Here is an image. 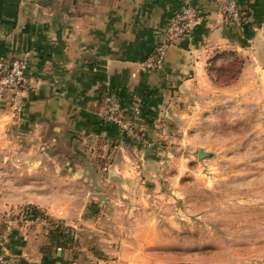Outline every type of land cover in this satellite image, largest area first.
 Listing matches in <instances>:
<instances>
[{"label": "crops", "instance_id": "crops-1", "mask_svg": "<svg viewBox=\"0 0 264 264\" xmlns=\"http://www.w3.org/2000/svg\"><path fill=\"white\" fill-rule=\"evenodd\" d=\"M222 1L0 0V57L28 54L22 111L14 114L0 107V124L14 138H32L48 148V172L43 173L48 181L29 183L28 191L21 194L13 190L12 198L0 201V211L34 204L45 214L59 213L65 225L82 234L81 247L76 241L77 248L70 253L71 246L58 250L48 239L46 220L26 221L7 238L4 264H103L101 250L83 245L96 238L106 244L109 256L115 252L108 244L119 238L108 228L117 223L104 217L85 219L81 214L92 203L104 207L128 194L131 174L115 159L112 166L121 168L119 172L105 176L95 172L104 180L102 186L85 187L79 183L89 177L88 170L74 172L59 164L69 163L68 158H149L143 153L146 140L168 130L165 119L178 110L185 86L208 79L205 65L213 52L264 50V0H237L243 16L240 28L219 12ZM184 3L197 4L204 20L169 46L162 67L141 68L139 61L151 51L172 12ZM106 90L124 104L133 94L142 97L141 114H126L134 135L102 121ZM138 132L140 137H134ZM66 149L71 156L60 158ZM73 211L78 214L71 215Z\"/></svg>", "mask_w": 264, "mask_h": 264}, {"label": "rangeland", "instance_id": "rangeland-1", "mask_svg": "<svg viewBox=\"0 0 264 264\" xmlns=\"http://www.w3.org/2000/svg\"><path fill=\"white\" fill-rule=\"evenodd\" d=\"M209 58L208 79L185 86L178 110L165 119L168 130L146 140L143 153L149 158H68L59 164L88 170L79 183L85 187L102 186L95 172L105 176L124 168L131 174L128 194L104 207L92 203L81 214L117 223L108 228L119 238L108 244L112 255L98 238L83 244L101 250L103 264H264V50L223 48ZM1 124L2 202L13 190L21 194L29 183L48 181V148L32 138H14ZM199 147L210 155L199 158ZM115 159L119 171L112 166ZM32 220L48 222V239L58 250L71 246L72 253L78 240L81 247L77 227L30 203L0 211V236L9 238Z\"/></svg>", "mask_w": 264, "mask_h": 264}, {"label": "built area", "instance_id": "built-area-1", "mask_svg": "<svg viewBox=\"0 0 264 264\" xmlns=\"http://www.w3.org/2000/svg\"><path fill=\"white\" fill-rule=\"evenodd\" d=\"M218 9L234 26L242 27L243 16L237 0L222 1L218 4ZM203 20L204 13L197 4H182L172 12L167 25L159 32V38L148 55L139 61L140 67L146 70L162 67L169 46L190 34ZM27 65L26 52L9 58L0 57V107H8L14 114H19L23 108L22 93L28 82ZM102 103L101 117L105 122L115 124L122 131L134 133L133 126L126 120V114L128 112L133 116L141 114L143 99L139 94H133L130 103L124 104L112 92L106 90L102 93ZM9 229L10 226L7 225L6 232ZM6 235L4 233L0 236V264H4L7 257Z\"/></svg>", "mask_w": 264, "mask_h": 264}, {"label": "water", "instance_id": "water-1", "mask_svg": "<svg viewBox=\"0 0 264 264\" xmlns=\"http://www.w3.org/2000/svg\"><path fill=\"white\" fill-rule=\"evenodd\" d=\"M197 155L199 158H202L204 156H209L210 155V152L206 151L204 148L202 147H199L197 149Z\"/></svg>", "mask_w": 264, "mask_h": 264}, {"label": "trees", "instance_id": "trees-1", "mask_svg": "<svg viewBox=\"0 0 264 264\" xmlns=\"http://www.w3.org/2000/svg\"><path fill=\"white\" fill-rule=\"evenodd\" d=\"M215 58V56L211 57V59L209 58L210 61H213ZM225 83H228V82H225Z\"/></svg>", "mask_w": 264, "mask_h": 264}]
</instances>
